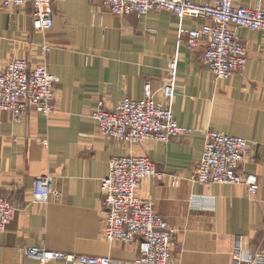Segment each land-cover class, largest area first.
<instances>
[{
  "label": "crops",
  "instance_id": "obj_1",
  "mask_svg": "<svg viewBox=\"0 0 264 264\" xmlns=\"http://www.w3.org/2000/svg\"><path fill=\"white\" fill-rule=\"evenodd\" d=\"M234 3L264 8V0ZM53 10V27L41 33L33 27L32 5L5 8L0 2V67L24 58L31 65L45 63L59 77L51 115L28 112L15 122L10 113L0 114V195L16 208L0 232V264H38L22 253L25 246L132 263L137 241L110 243L104 237L101 187L110 158L129 153L148 156L161 171L158 178L145 179L138 194L178 229L173 264H237V245L246 258L264 247V32L237 29L249 61L220 81L202 61L204 45L190 49L181 32V27L201 28L206 18L179 19L168 10L115 15L101 0H57ZM175 57L173 111L180 124L196 131L137 146L100 134L93 119L98 107L114 109L125 96L140 100L147 81L161 96ZM208 130L257 142L239 167L244 175L258 176L255 196L244 185L196 181ZM48 173L54 192L47 202H36L34 180Z\"/></svg>",
  "mask_w": 264,
  "mask_h": 264
},
{
  "label": "built area",
  "instance_id": "obj_2",
  "mask_svg": "<svg viewBox=\"0 0 264 264\" xmlns=\"http://www.w3.org/2000/svg\"><path fill=\"white\" fill-rule=\"evenodd\" d=\"M57 0H0L5 8L33 7L35 31L46 33L54 25L53 5ZM115 15L146 16L155 10H168L179 19L186 17L209 20L201 28L185 29L187 45L195 50L204 45L202 61L217 80H227L243 71L249 61L246 42L238 28L264 32V8L240 6L234 0L196 2L193 0H101ZM44 46V51H49ZM178 59L167 67L166 81L157 96L151 81L144 87L140 100L125 96L114 109L100 105L93 114L98 132L116 138L128 146L147 141L167 143L175 138L192 135L196 129L182 125L176 119L173 103L177 94ZM59 77L45 63L31 65L27 59L14 58L0 67V114L10 113L20 122L26 113L51 115L55 111V87ZM203 152L199 158L196 181L201 184L244 185L248 195L260 190L256 174H242L239 167L248 158L257 142L230 133L206 131ZM109 173L101 181L106 213L104 237L110 243L137 241L139 254L130 264H173V249L178 229L159 214L150 200L142 199L138 191L145 179L161 176L156 162L146 155L129 153L109 160ZM54 192V176L50 173L35 178L33 197L45 203ZM15 205L0 195V232L11 223ZM241 245L233 251L237 264H264V247L250 258L243 257ZM22 253L38 264H113L108 256L68 253L45 246H25Z\"/></svg>",
  "mask_w": 264,
  "mask_h": 264
}]
</instances>
